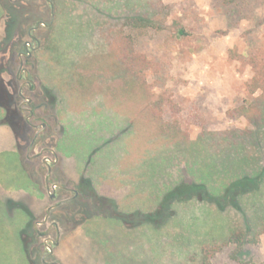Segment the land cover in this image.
<instances>
[{
  "label": "rangeland",
  "instance_id": "374dc122",
  "mask_svg": "<svg viewBox=\"0 0 264 264\" xmlns=\"http://www.w3.org/2000/svg\"><path fill=\"white\" fill-rule=\"evenodd\" d=\"M60 1L56 0L55 35L58 11L63 8ZM73 1L67 0L64 4L67 11L63 19L67 25L64 33L58 34L60 46L52 53L44 51L39 58V67L35 69V74H40L39 80L44 81L47 90V83H57L63 76L71 75L70 61L66 59L76 56L72 54L74 48H89L85 55L87 57L103 41L101 35L107 33L112 25L108 24L117 22V26H121L127 22L126 0L123 3L88 0L77 4ZM162 3L160 10H153L154 14L163 17L156 27L131 30L126 27L125 30L134 36L135 48L154 63V67L148 71V82L154 86L156 96L165 98L164 108L167 111L164 117H170V112L171 120L174 117L178 119L191 141H200L203 133L207 132L208 136L219 133V136L214 137L217 142L229 139L236 143L227 154L217 155L219 163L226 160L223 158L230 160L233 155H229L238 152L237 143L242 141L244 146L241 154L251 158L254 164L252 168L256 166L257 159L259 165H264L263 131L262 136L249 133L251 126L247 120L228 117L230 110L241 107L249 97L247 84L254 77L256 68L264 64V0H163ZM116 6L117 10L111 16L107 9ZM8 19L9 14L0 18V41ZM78 20L86 21L87 24L93 22L95 26L88 28L90 34L87 32L83 37L73 39L72 31L81 25ZM180 29L189 34L180 35ZM41 34L48 35V32L43 29ZM68 49H71L69 54ZM3 55L0 54V66ZM3 69L0 67V264H38L37 259L31 256L33 226L35 220L45 218L47 205L51 201L44 178L37 176L38 182H34L22 164L28 144L20 157L17 151V141L23 140L20 126L12 129L1 122L9 99L6 87L14 86L9 81L10 75ZM102 75L97 80L96 89L68 92V101H62L57 96L58 90L57 98L53 94L47 97L49 95L46 96L42 90L44 97L38 101L49 102L50 113L58 118L56 130L52 134L54 140L49 139V146L57 149L59 155L57 172L65 182L76 183L78 187L84 183L80 178V171H83L81 160L87 157V150L83 147L85 154L82 159L80 146L88 143V140L83 138L80 144L67 147L68 156L61 151L59 144L68 127L67 122L71 119L73 123L70 124L80 129L89 121L98 124L99 117L108 114L118 119H136V115L145 108L144 102L134 101L115 90L118 81L113 84L114 80L109 75ZM168 98L172 102L167 101ZM50 122L54 124L53 119ZM138 127V135L142 134L141 140H125L128 147L121 156L118 154L119 166L123 164L129 175L119 173V183L116 185L119 190L122 186H130V176H134L132 181L136 186L137 203L144 207L158 194L165 192L167 187L197 179L200 169L195 158H191L186 151L175 154L176 140H166L155 132L152 134V130L143 131V124ZM116 129L114 139L110 140L112 136H108L112 149H115L113 145L120 134L119 128ZM106 131L110 133L108 129L104 133ZM223 134L230 136L222 137ZM214 148L215 151L219 149L216 146ZM168 154L170 160L162 169L163 172L157 174L154 171L151 180V173L145 163L157 156L165 158ZM191 167L198 168V173ZM215 178L222 179L218 176ZM203 208L198 205L193 211L195 213L183 214V220L161 235H156L152 228L144 224L125 225L128 220H108L90 209L64 210L60 218H51L59 222L62 231L57 255L63 264H189L187 256L195 251V247L185 238L193 241L205 236L210 227L208 221H212L208 214L202 212ZM195 214L198 216L196 224L192 219ZM47 227L48 224L42 226L41 231ZM191 227H196V230L193 231ZM176 238H183L185 242ZM250 252L255 261L264 263V235ZM215 263L239 264L231 260L228 252L220 254Z\"/></svg>",
  "mask_w": 264,
  "mask_h": 264
},
{
  "label": "trees",
  "instance_id": "16d2710c",
  "mask_svg": "<svg viewBox=\"0 0 264 264\" xmlns=\"http://www.w3.org/2000/svg\"><path fill=\"white\" fill-rule=\"evenodd\" d=\"M66 1H60L63 8L58 11L56 35L53 34L47 43L45 47L47 52L52 53L60 46L58 34L59 32L63 34L67 25L63 19L67 11L64 5ZM79 1L81 3L88 2V0H74L73 2L77 4ZM123 1L110 0L109 2L123 3ZM162 1L126 0L127 22L121 26H117V22L108 24V26L112 24L109 27L110 30L101 35L103 41L87 57L85 55L89 48H74L72 54L76 56L66 59L70 61L71 75L69 73L70 76H63L57 80V83L46 84L53 96L56 97L58 90L57 96L62 101L65 99L68 101L66 96L68 92L76 89L83 92L96 89L98 78L105 74L114 80L113 84L118 81V88L115 90L134 101L145 103V108L136 115V119L132 117L126 119L119 117L118 119L108 114L99 117L96 125H94L95 122H87L84 124L85 128L82 126L81 130L74 128L71 125L73 121L70 119L69 123L67 122L68 127L63 140L59 144L60 150L66 152L68 156L67 147L76 143L80 144L83 138L88 140V143L85 142L80 146L82 159L85 154L83 147L86 148L88 157L81 160L83 171H80V178L86 182L88 189L111 199L119 213V215H114L111 210L103 213L97 212L101 217L108 220L124 221L129 215H132L135 223L144 224V226L152 228L157 233L156 235H161L169 227L183 220V214L195 213L193 211L198 205H201L204 207L202 212L208 214L212 221H208L210 227L205 236L197 237L193 241L188 237L185 238L190 240L195 247V251L187 256L189 264H216L217 257L225 252L229 253L232 261L239 264H264L255 261L250 252L254 246L261 242L264 235V165H259L257 159L256 166L252 168L254 164H252L251 158L241 154L242 146H244L242 141L237 143L236 150L238 152L236 154L238 156L231 153L229 156L233 155V157L230 160L223 158L226 160L219 163L217 155L227 154L228 150L233 149L236 143H232L229 139L217 142L214 137L219 136V133H216L215 136H208L207 132L203 133L200 141H191L188 134L182 130L178 119L174 117V120H171L170 112H168L170 117L165 118L164 114L167 111L164 108L165 101L163 99L165 98L156 96L154 86L148 82V71L154 67V63L135 48L134 36L130 31L127 33L125 30L126 27L130 30L156 27L163 17L158 16L157 13L154 14L153 10H160ZM107 10L110 11L111 16H114L113 12L117 10V6ZM116 14L118 16L117 12ZM77 22H80L81 25L72 31L73 39L83 37L89 31L88 28L95 26L93 22L88 24L86 21L78 20ZM179 33L182 36L189 34L184 29H180ZM88 34L90 33L88 32ZM68 50L67 54L71 52V49ZM68 61L67 63H69ZM89 85L90 87H88ZM247 89L249 97L245 99L241 107L230 110L228 117L244 118L251 126L248 132L261 135L262 131L264 133V64L256 68L254 77L247 84ZM166 100L172 102L170 98ZM139 124L144 125L143 131L152 130V134L155 132L166 140H176L175 147L177 148H173L175 154L186 151L191 158H195L200 169L199 171L198 168L191 167L195 168L197 173L199 171L197 179L192 182H177V184L167 187L165 192L158 194L150 204L144 207H140L137 203L136 186L132 181L135 179L134 176H130V186H122L119 190L116 185L119 183V173L129 175L124 170L123 164L119 166L118 154L121 156L128 147L125 140H131V142L141 140L142 134L138 135ZM112 126L114 127L112 128ZM117 127L120 134L113 145L115 149H112L109 147L111 146L110 140L117 135ZM105 129H108L110 133L108 134V131L104 133ZM135 135L137 136L135 137ZM108 136H112L109 137L110 140ZM125 136H127L126 139H124ZM227 136L230 135H222V137ZM214 146L219 149L215 151ZM131 150L132 147L128 151ZM173 154L171 156L175 155ZM159 157L161 156L145 163L151 173V180H153L152 174L162 173L170 160L169 154L165 158L161 157L162 162ZM154 171L155 173H153ZM216 176L222 179L218 180L215 178ZM141 192L139 191V193ZM148 197L150 198V195ZM192 219L196 224L198 216L195 214ZM191 228L193 231L196 230V227ZM176 240L184 241L183 238H176Z\"/></svg>",
  "mask_w": 264,
  "mask_h": 264
},
{
  "label": "flooded vegetation",
  "instance_id": "af4514ba",
  "mask_svg": "<svg viewBox=\"0 0 264 264\" xmlns=\"http://www.w3.org/2000/svg\"><path fill=\"white\" fill-rule=\"evenodd\" d=\"M8 14L7 26L0 41V54H4L0 67L10 75L9 81L14 86L6 87L9 99L5 104L7 109L1 122L12 129L20 126L23 138L17 141L20 157L28 144L26 155L22 157V164L34 182H38L37 176L44 178V185L51 201L47 205L45 218L34 222L31 256L37 259L38 264H63L57 255L62 239L61 225L51 218H60L64 215V210L82 208L84 211L90 209L103 213L111 210L114 215L119 213L111 199L88 189L84 180L81 187L76 183L65 182L57 172L59 163L57 149L49 146V139L54 140L52 134L56 130L58 118L50 113L49 102H38L44 94L46 96L48 94L49 98L52 96L50 90L44 86V81L39 80L40 74H35V69L39 67V58L54 31L56 0H0V18ZM43 29L48 35L41 34ZM42 90L44 94H41ZM51 119L54 120V124H51ZM127 220L128 223L125 222V225L135 223L132 215H129ZM47 224V229L41 231V227Z\"/></svg>",
  "mask_w": 264,
  "mask_h": 264
},
{
  "label": "water",
  "instance_id": "95a60500",
  "mask_svg": "<svg viewBox=\"0 0 264 264\" xmlns=\"http://www.w3.org/2000/svg\"><path fill=\"white\" fill-rule=\"evenodd\" d=\"M57 119V118H56ZM55 152V150H53Z\"/></svg>",
  "mask_w": 264,
  "mask_h": 264
}]
</instances>
